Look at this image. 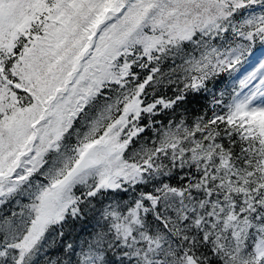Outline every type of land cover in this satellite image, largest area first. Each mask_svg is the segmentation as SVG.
Returning <instances> with one entry per match:
<instances>
[{"label": "snow or ice", "instance_id": "obj_1", "mask_svg": "<svg viewBox=\"0 0 264 264\" xmlns=\"http://www.w3.org/2000/svg\"><path fill=\"white\" fill-rule=\"evenodd\" d=\"M0 264H264V0H0Z\"/></svg>", "mask_w": 264, "mask_h": 264}]
</instances>
